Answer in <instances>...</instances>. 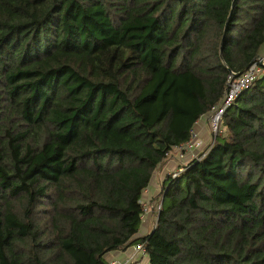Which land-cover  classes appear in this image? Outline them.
I'll list each match as a JSON object with an SVG mask.
<instances>
[{
	"label": "trees",
	"instance_id": "trees-1",
	"mask_svg": "<svg viewBox=\"0 0 264 264\" xmlns=\"http://www.w3.org/2000/svg\"><path fill=\"white\" fill-rule=\"evenodd\" d=\"M263 54L264 0H0V264L139 243L149 264H264V74L137 238L166 155Z\"/></svg>",
	"mask_w": 264,
	"mask_h": 264
},
{
	"label": "built area",
	"instance_id": "built-area-1",
	"mask_svg": "<svg viewBox=\"0 0 264 264\" xmlns=\"http://www.w3.org/2000/svg\"><path fill=\"white\" fill-rule=\"evenodd\" d=\"M264 74V56H259L256 61L241 75L231 74L229 82L223 94L221 101L212 107L211 111L205 117L207 125L211 133V141L205 143L196 131L192 132L191 139L182 145L175 146L166 156L168 160L176 159L182 161L178 169L171 172L168 176L176 178L179 176L187 167V165L193 161L203 157L207 151L212 147L216 136L220 133V125L225 113L233 106L237 98L246 90H248L254 82ZM162 183H160V190L162 189ZM146 189L144 194L147 193ZM141 204L143 206L144 215L142 219L145 220L151 210H154L159 214L162 210V202L156 206L148 205L144 199ZM134 252L127 260L114 259L111 264H141L143 259H147V251L144 244L139 243L134 245ZM144 257V258H141Z\"/></svg>",
	"mask_w": 264,
	"mask_h": 264
},
{
	"label": "crops",
	"instance_id": "crops-1",
	"mask_svg": "<svg viewBox=\"0 0 264 264\" xmlns=\"http://www.w3.org/2000/svg\"><path fill=\"white\" fill-rule=\"evenodd\" d=\"M262 56H264V54ZM195 131L206 144L211 141V133H210L209 127L205 119H202L197 123L195 127ZM167 162L168 161H166L164 165L156 172L154 176L155 180L152 183V186L149 188V190H147V193L144 194V201L151 207L153 205L156 206L157 204L160 203V201H158V197L161 194L159 185L161 182L164 181L165 177L158 176V174L160 171L161 173L163 172L165 164ZM157 219H158V213L155 212L154 210H151L150 213L147 215L146 219L142 222V225L139 231L140 234L138 233L137 236H139L140 238H143V237L150 235L151 232L153 231L152 229H153L154 224L157 223ZM106 257L110 260H114V259L122 260L124 257V254L121 251H116V252L106 255ZM145 261L147 262V264H149V259H144V261L142 260L141 264H144Z\"/></svg>",
	"mask_w": 264,
	"mask_h": 264
},
{
	"label": "rangeland",
	"instance_id": "rangeland-1",
	"mask_svg": "<svg viewBox=\"0 0 264 264\" xmlns=\"http://www.w3.org/2000/svg\"><path fill=\"white\" fill-rule=\"evenodd\" d=\"M205 119V118H203ZM207 123V122H206ZM210 130V129H209ZM181 162L182 161H177L176 159H172V160H169L166 164H165V167H164V170L163 172L161 173V171L159 172L158 176H164L165 178L171 173L173 172L174 170L178 169L179 165H181ZM154 178L152 180V182H154ZM155 228V224L153 226V229L154 230ZM153 232V231H152ZM140 234V233H139ZM123 254H124V257L122 260H127L131 255L132 253L134 252V248L132 247H129L126 251L125 250H122L121 251ZM141 258H144V257H141ZM105 259L107 260L108 263L111 264V262H113L114 260H110L108 259L107 257H105ZM144 261V259H143ZM144 264H147V262L145 261Z\"/></svg>",
	"mask_w": 264,
	"mask_h": 264
},
{
	"label": "clouds",
	"instance_id": "clouds-1",
	"mask_svg": "<svg viewBox=\"0 0 264 264\" xmlns=\"http://www.w3.org/2000/svg\"><path fill=\"white\" fill-rule=\"evenodd\" d=\"M159 213H160V212H159ZM158 215H159V214H158ZM143 221H144V220H143ZM156 225H157V223L155 224V228H156ZM155 228H154V230H155ZM154 230H153V231H154ZM151 234H152V232H151ZM151 234H150V235H151ZM147 259H148V258H147Z\"/></svg>",
	"mask_w": 264,
	"mask_h": 264
},
{
	"label": "water",
	"instance_id": "water-1",
	"mask_svg": "<svg viewBox=\"0 0 264 264\" xmlns=\"http://www.w3.org/2000/svg\"><path fill=\"white\" fill-rule=\"evenodd\" d=\"M225 32H226V29H225V31H224V35H225ZM224 38V37H223ZM241 75V74H240ZM153 233V232H152ZM137 238H140L139 236H137Z\"/></svg>",
	"mask_w": 264,
	"mask_h": 264
}]
</instances>
